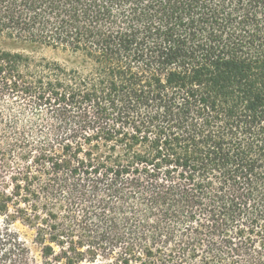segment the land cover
Listing matches in <instances>:
<instances>
[{
  "label": "trees",
  "instance_id": "16d2710c",
  "mask_svg": "<svg viewBox=\"0 0 264 264\" xmlns=\"http://www.w3.org/2000/svg\"><path fill=\"white\" fill-rule=\"evenodd\" d=\"M0 264H264V0H0Z\"/></svg>",
  "mask_w": 264,
  "mask_h": 264
},
{
  "label": "rangeland",
  "instance_id": "374dc122",
  "mask_svg": "<svg viewBox=\"0 0 264 264\" xmlns=\"http://www.w3.org/2000/svg\"><path fill=\"white\" fill-rule=\"evenodd\" d=\"M37 56H47V57H54L55 52L52 49L45 48L42 49L41 51H37L36 54ZM21 234L23 239L27 242V244L30 246V250L34 256H36L38 259H40L41 251L38 249V247L34 244V236L33 232L30 231L29 229L19 226Z\"/></svg>",
  "mask_w": 264,
  "mask_h": 264
}]
</instances>
